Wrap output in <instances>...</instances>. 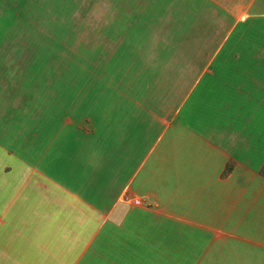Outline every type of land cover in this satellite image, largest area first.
<instances>
[{
	"label": "crops",
	"instance_id": "1",
	"mask_svg": "<svg viewBox=\"0 0 264 264\" xmlns=\"http://www.w3.org/2000/svg\"><path fill=\"white\" fill-rule=\"evenodd\" d=\"M94 7L80 65L131 50L129 90L0 118V264H264V0Z\"/></svg>",
	"mask_w": 264,
	"mask_h": 264
},
{
	"label": "rangeland",
	"instance_id": "2",
	"mask_svg": "<svg viewBox=\"0 0 264 264\" xmlns=\"http://www.w3.org/2000/svg\"><path fill=\"white\" fill-rule=\"evenodd\" d=\"M95 1L0 0V105L4 110L0 115L2 122L4 120L8 126L18 121L24 125L42 123L36 117L43 116L40 113L34 114L33 109L49 107L50 110L62 112L64 101L69 100L72 111L70 123H83L87 128L86 121L82 118L94 116L95 106L89 99L81 102L86 94L103 93L106 97L110 93H117L116 91L129 90L125 75L131 68L126 67L122 58L126 59L131 50L127 55L124 52L125 56H120L109 71L91 64L86 68V73L80 65L85 42L80 24L85 15L89 16L87 12L95 9ZM86 22L94 23V19L87 18ZM94 39V35L88 34L87 42L91 48L95 45ZM166 56L173 58L174 52L167 51ZM68 59L71 63L67 67L63 62ZM91 59H94V52ZM153 69H166L168 72L172 68ZM110 74L114 78L112 81L117 82H100L95 79V76ZM85 75L88 82H83ZM102 79L105 80L104 77ZM146 85L149 90L154 86L151 83ZM107 102L104 98L102 108ZM22 109L28 111L22 115L23 121L19 120ZM59 122L62 123L61 116ZM58 131L59 126L56 124V139L61 138ZM70 134L71 140L78 139L73 131ZM65 138H68V132ZM139 161H136L135 167Z\"/></svg>",
	"mask_w": 264,
	"mask_h": 264
},
{
	"label": "trees",
	"instance_id": "3",
	"mask_svg": "<svg viewBox=\"0 0 264 264\" xmlns=\"http://www.w3.org/2000/svg\"><path fill=\"white\" fill-rule=\"evenodd\" d=\"M261 176L264 178V166L262 167L261 171H260Z\"/></svg>",
	"mask_w": 264,
	"mask_h": 264
}]
</instances>
